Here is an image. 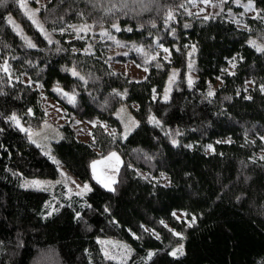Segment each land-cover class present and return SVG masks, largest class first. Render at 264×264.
<instances>
[{
  "label": "trees",
  "instance_id": "1",
  "mask_svg": "<svg viewBox=\"0 0 264 264\" xmlns=\"http://www.w3.org/2000/svg\"><path fill=\"white\" fill-rule=\"evenodd\" d=\"M181 1L46 0L38 17L48 38L21 0H0V264H264V52L251 43L264 47V0H251L257 15L242 25L223 13L188 14ZM114 24L126 54L76 31ZM129 62L146 77L116 68ZM173 68L178 79L163 100ZM44 95L70 118L53 143L58 163L10 120L41 127ZM125 103L136 105L138 123L127 137L117 116ZM75 117L93 126L91 141L79 138ZM114 152L122 165L110 191L92 165ZM60 165L91 190L22 186L58 179ZM106 240L124 243L130 257L110 259ZM181 245L183 255H170Z\"/></svg>",
  "mask_w": 264,
  "mask_h": 264
},
{
  "label": "rangeland",
  "instance_id": "2",
  "mask_svg": "<svg viewBox=\"0 0 264 264\" xmlns=\"http://www.w3.org/2000/svg\"><path fill=\"white\" fill-rule=\"evenodd\" d=\"M33 1L36 2V6L33 5L35 4ZM45 1L46 0H21V7L29 15L33 24L39 29V31L49 38L50 37L49 31L40 23L38 17L39 7L40 5H43ZM250 2L254 5L253 1L251 0H208L207 3L202 2V0H183L181 1L182 3L181 6L184 7V11H186L188 14H192L197 17H203V18L213 17L223 13L227 15L229 18L235 20L237 23L242 25L241 22L243 21V18L245 16L253 17L257 15V10L255 8V5H254L255 10H249L247 8V5ZM9 23L12 25L15 31L23 37L25 42L31 41L33 43L30 37L23 32L22 28L16 23L14 18L11 16H9ZM41 29H43V31H41ZM98 30L93 31L91 27L88 25H82L76 28V31L79 33L80 32L85 33V35L90 33V37L94 44L102 39L104 40L110 39L111 41L115 42L116 46L114 49L111 50L113 54H117L119 52H125L126 54V52H128L127 51L128 48L125 47L124 43L119 42L117 40L116 24L101 29L100 31ZM97 32L101 33L102 37L100 38L96 37ZM162 49H163L162 47H159V51ZM163 54L167 55V52L163 51ZM194 54L195 51H193V48H191V50L189 51L188 69L186 72V76L188 80L190 78L193 82L196 79V75L193 71L196 62ZM155 56L157 57V53H155ZM116 68H119L120 70L127 73L130 77L136 80L144 79L147 73L145 69L138 67L132 62L122 65H117ZM174 74H175V79L172 80ZM178 75H179V70L173 68L166 82L165 90L162 97L163 100H168L170 98V94L172 92L174 84L178 79ZM170 80H172L171 85H170ZM26 81L29 80L26 79ZM57 91L61 92V89L57 88ZM63 94L64 96H67L68 99L70 97H74L73 95H71L70 97L68 95H65L67 93L62 90L61 95ZM43 98H44V107L47 112L46 119L41 125V127L37 129L28 128L27 133L28 136L29 133H31V138L29 136L31 141L35 140V144H37L46 155H48L50 158L55 160L52 152L53 143L59 141L62 138V127L69 122L70 118L67 117L66 108L63 105H61L57 100L45 97V95L43 96ZM132 108H136V105H130L125 103L119 108L117 112V116L121 119L123 124V130H122L123 137H127L138 124L137 120L135 119L132 113ZM73 119H74L75 127L77 128L79 134V138L85 142L91 141L93 126L90 123L82 121L76 117ZM111 154L112 153L95 161V168H93L92 165V172L94 179H96L102 186H104V183H111V187L113 188L119 175V171L122 165V158L118 153H115L116 156L119 157L118 160L115 157L108 159V157H110ZM60 169H61V175L58 179L49 180L42 178H33V179L24 180L22 186L24 188L50 189L52 191L56 190L59 186H63L67 196H70L72 194L83 196L89 192V191H82L84 185H88V187L90 188V185L87 182H81L61 165H60ZM113 180L115 181L114 183H112ZM35 181L41 182L40 185H33L32 182ZM53 211H55V209L52 210L51 212ZM180 216H183V214H181ZM103 246H104L105 254L107 253L106 256H108L110 259L121 262L122 260L128 259L130 257L128 249L122 242H117L115 240H106ZM180 247L181 246H179L178 248Z\"/></svg>",
  "mask_w": 264,
  "mask_h": 264
},
{
  "label": "snow or ice",
  "instance_id": "3",
  "mask_svg": "<svg viewBox=\"0 0 264 264\" xmlns=\"http://www.w3.org/2000/svg\"><path fill=\"white\" fill-rule=\"evenodd\" d=\"M202 2L207 3L208 0H202ZM247 8H248L249 10H255L254 5H253L251 2L247 5ZM258 15H259V13H258ZM208 18H209V17H205V19H208ZM169 19H172V15H171V13H169ZM186 27H187V25H186ZM41 31H43V29H41ZM26 43H27V46L30 47V48H34V47L36 46V45L33 44L31 41H26ZM49 43H51V40H49ZM251 43H252L253 47H256L257 51L264 52V47H261V46L257 45V44L255 43V41H253V42H251ZM137 51H143V50H142V49H137ZM164 51H165V52H168L169 50H168V49H164ZM193 51H195L194 48H193ZM153 59H155V57H153ZM233 67H235L234 64H233ZM4 70L7 71V68L5 67ZM145 71H147V69H145ZM72 74H73L74 76H78V75H79V73H77L75 70H73ZM80 78L83 79V77H80ZM174 79H175V74L173 75L172 80H174ZM172 80H170V85H171ZM188 83H189V85H191V84L193 83V81L189 78ZM261 90H264V87H262ZM65 95H67V94H65ZM208 95L211 96V95H213V93L210 91V92L208 93ZM69 99H70V102H74V97H70ZM10 120H11L12 122H14V124H15L18 128H20L21 131L28 132L27 129H25V128H23V127L21 126V124H20V120H19L15 115L11 116V117H10ZM157 123H158V122H157ZM29 136H30V138H31V133H29ZM32 142L35 143V140H33ZM209 147H211V146H209ZM113 157H115L117 160L119 159V157H117L115 153H112V154L110 155V157H108V159H111V158H113ZM54 162L58 163V162L55 161V160H54ZM93 168H95V162H94V164H93ZM114 182H115V181L113 180L112 183H114ZM32 183H33V185H40L41 182H39V181H35V182H32ZM104 187L108 188L110 191H115V189L111 187V183H104ZM90 190H91V189L88 187V185H84V188L82 189V191H90ZM173 215H175V213H173ZM177 219H179V218H177ZM192 222H193V223L195 222V217H193ZM161 223H163V222H161ZM174 235L181 236L180 233H174ZM181 238H183V237L181 236ZM157 239H159V236H158V235H157ZM106 254H107V253H106ZM177 254H179V255H183V254H184V252H183V246H182V245H181L180 248H177L175 251H172V252L170 253V255H172V256H174V257L177 256ZM152 255H154V253H149V257H148V258L151 259Z\"/></svg>",
  "mask_w": 264,
  "mask_h": 264
}]
</instances>
